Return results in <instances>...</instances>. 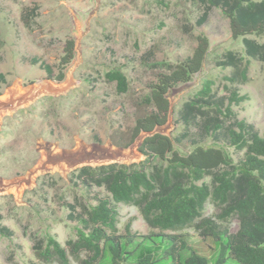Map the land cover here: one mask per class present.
<instances>
[{"label":"rangeland","instance_id":"374dc122","mask_svg":"<svg viewBox=\"0 0 264 264\" xmlns=\"http://www.w3.org/2000/svg\"><path fill=\"white\" fill-rule=\"evenodd\" d=\"M203 11L196 0H0V73L6 79L0 88V227L12 232L0 233V264H44L34 256V237H51L63 247L76 239L78 223L68 219L67 205L75 197L95 204L96 196L108 195L103 189L75 188L69 174L82 166L144 159L139 145L148 134L124 147L125 133L134 126L136 113H143L139 105L159 77L182 66L202 39L208 49L200 70L168 90L167 122L153 132L169 137L181 155L196 146L213 147L237 165L244 151L226 142L225 130L204 136L199 119L186 130L178 117L183 103L210 80L215 102L226 106L231 90L246 96L231 107L235 119L264 133V64L251 61L247 82L231 85L225 79L230 69L219 64L226 51L245 56L242 37H232L219 8L199 24ZM246 38L264 43V36ZM71 44L64 79L56 81ZM113 70L127 77L126 94L105 82V73ZM116 210L122 249L131 254L126 264H136L144 255L160 259L170 245L162 233L149 228L136 207L117 205ZM217 214L208 203L204 216ZM220 227L234 234L238 221L232 218ZM180 234L213 262L212 238L200 237L193 228ZM70 264L77 263L70 259ZM225 264L239 263L229 257Z\"/></svg>","mask_w":264,"mask_h":264},{"label":"trees","instance_id":"16d2710c","mask_svg":"<svg viewBox=\"0 0 264 264\" xmlns=\"http://www.w3.org/2000/svg\"><path fill=\"white\" fill-rule=\"evenodd\" d=\"M196 1L204 8L199 24L206 20L212 8H219L229 20L232 37H242L245 56L226 51L219 66L230 69L225 79L231 85L245 84L251 61L264 64V43L246 38L251 34L264 36V0ZM207 49V40L202 39L182 66L159 77L139 105L143 113H136L134 126L126 131L123 146L131 145L141 133H147L139 145L142 161L129 165L82 166L69 174L75 188L82 187L88 192L103 189L108 196H96L95 204L75 197L67 208L68 219L78 223L76 239L66 241L63 247L51 237H34L32 249L37 260L44 264H70V259L77 264H126L131 254L122 249L116 210L117 205H124L136 207L148 227L158 230L162 240L170 243L160 257L170 258L168 264H225L229 257L239 264H264V133L260 135L253 126L236 120L231 109L247 97L231 90L224 106L222 100L215 102L214 83L206 80L178 111L186 130L197 124L198 119L199 131L204 136L225 130L226 142L236 151H244L237 165L213 147L196 146L187 155H181L169 137L153 132L167 122L168 90L190 80L200 70ZM71 58L72 44L61 57L56 81L64 79L62 70ZM45 70L52 75L49 69ZM104 80L115 84L118 94H126L129 89L127 77L120 70L106 72ZM5 82V76L0 73V88ZM225 122L229 123L225 126ZM208 203L218 210L215 218L204 216ZM232 218L238 221V230L229 234L220 224ZM190 228L202 238L213 239L216 251L212 263L181 237L180 233ZM0 233L12 235L4 226L0 227ZM160 259L144 255L136 264H158Z\"/></svg>","mask_w":264,"mask_h":264}]
</instances>
